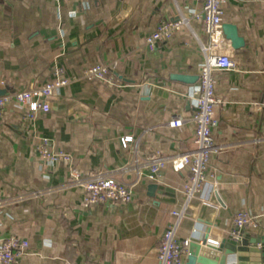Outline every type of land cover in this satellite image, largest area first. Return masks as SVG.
Here are the masks:
<instances>
[{
  "label": "crops",
  "instance_id": "obj_1",
  "mask_svg": "<svg viewBox=\"0 0 264 264\" xmlns=\"http://www.w3.org/2000/svg\"><path fill=\"white\" fill-rule=\"evenodd\" d=\"M201 0H0V92L31 89L63 76L73 78L20 131L19 112L9 107L0 125V197L38 191L0 207V240L15 233L29 242L21 264H159L164 230L179 238L215 243L230 235L240 209L264 214V0H227L222 53L239 72L219 71L213 139L219 147L208 166L202 196L187 201L185 171L167 165L153 180L147 163L192 147L193 100L198 94L201 46L208 41L200 20ZM186 19L170 41L149 51L145 37L162 21ZM226 43V45H224ZM109 65L114 81H90L85 67ZM174 75L194 77L183 83ZM173 116L181 127L167 125ZM70 155L82 175L111 174L131 186L134 201L84 208L82 190L68 185V168L40 165L37 139ZM133 137L127 148L120 138ZM156 183L172 189L158 200ZM260 228L264 229V218ZM196 229V232L193 230ZM258 229H246L256 233Z\"/></svg>",
  "mask_w": 264,
  "mask_h": 264
},
{
  "label": "built area",
  "instance_id": "obj_2",
  "mask_svg": "<svg viewBox=\"0 0 264 264\" xmlns=\"http://www.w3.org/2000/svg\"><path fill=\"white\" fill-rule=\"evenodd\" d=\"M227 0H201L199 11L193 14L194 19L200 20L203 33L208 41L206 46H201L204 59L200 66L198 78V94L193 100V113L191 121L193 124L192 147L183 153L169 156H156L146 165L148 167L149 179H155L161 171L169 165L175 173L185 171L187 178L183 185V194L187 201L196 196H202L205 187L208 185V166L211 157L218 153L219 147L213 139V130L218 124L215 113L221 103L216 94V76L219 71L239 72L234 61L226 53H222L220 46L223 37L224 5ZM187 24L186 19L175 21H162L154 31L145 37V46L149 51L155 50L159 45L165 44L174 35L182 30ZM226 45V43H224ZM219 47V48H218ZM112 67L106 64L97 63L87 66L82 71V77L90 81H103L112 84L114 77ZM57 78L51 82L44 83L37 87L14 92H6L0 95V125L4 114L9 107L19 112L20 131L30 135L31 123L36 114L49 110V100L61 88L68 86L73 78L63 76L61 69L55 71ZM5 82L0 80V87ZM262 111L261 124L264 125V104L260 105ZM183 119L180 116H173L167 123L171 128L181 127ZM34 136V135H33ZM37 143L34 153L40 165L50 168L57 164L66 165L68 168V185L76 186L82 190L81 205L84 208L110 203L112 205L127 204L134 201L135 197L131 186L121 179L108 174L97 173L93 175H82L71 165L69 154L53 147L49 139L34 136ZM122 148H127L133 142L131 135L120 138ZM40 193L19 192L10 198L0 197V207L21 201L27 198H35ZM177 217L175 224L169 225L161 235L156 250L159 264H181V257L187 254L190 238H179L176 234L177 221L181 216L179 212H172ZM264 214H252L249 210H237L232 216V230L230 235H238L246 229L260 228ZM196 232V229L193 230ZM29 242L27 239L15 233H9L0 240V264H21L24 256L28 254Z\"/></svg>",
  "mask_w": 264,
  "mask_h": 264
},
{
  "label": "water",
  "instance_id": "obj_3",
  "mask_svg": "<svg viewBox=\"0 0 264 264\" xmlns=\"http://www.w3.org/2000/svg\"><path fill=\"white\" fill-rule=\"evenodd\" d=\"M223 34L234 39L233 32L223 25ZM172 78L183 83H193L194 77L174 75ZM5 94L1 91L0 95ZM172 195V189L156 183L147 186V195L158 200L163 195ZM164 199V198H163ZM181 264H264V229L256 233L241 232L238 237L228 235L219 242H211L208 235L199 241L190 242L187 254L181 257Z\"/></svg>",
  "mask_w": 264,
  "mask_h": 264
}]
</instances>
